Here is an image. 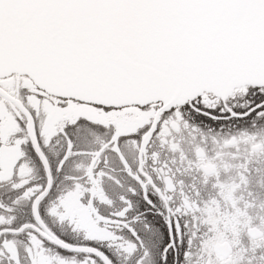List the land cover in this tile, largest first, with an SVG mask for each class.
<instances>
[{
  "label": "snow or ice",
  "instance_id": "6c2138e0",
  "mask_svg": "<svg viewBox=\"0 0 264 264\" xmlns=\"http://www.w3.org/2000/svg\"><path fill=\"white\" fill-rule=\"evenodd\" d=\"M0 264H264V0H0Z\"/></svg>",
  "mask_w": 264,
  "mask_h": 264
}]
</instances>
